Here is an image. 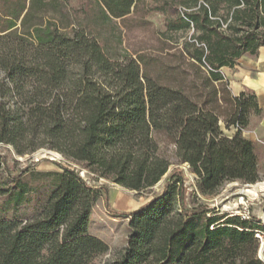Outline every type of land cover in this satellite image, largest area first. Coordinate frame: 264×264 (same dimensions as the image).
<instances>
[{"label":"trees","instance_id":"trees-1","mask_svg":"<svg viewBox=\"0 0 264 264\" xmlns=\"http://www.w3.org/2000/svg\"><path fill=\"white\" fill-rule=\"evenodd\" d=\"M73 1L81 0H0V144L20 157L55 152L94 181L130 191L165 177L163 191L128 214L126 245L110 255L89 231L107 187L54 162L59 171L38 174L55 183L37 213L0 220V264H263V226L198 204L162 147L188 166L201 196L227 182H261L243 132L262 109L253 93L233 96L220 69L264 47V0H153L149 11L166 16L168 45L155 76L144 54L110 56L77 16L90 4ZM92 1L103 23L147 3Z\"/></svg>","mask_w":264,"mask_h":264},{"label":"rangeland","instance_id":"rangeland-1","mask_svg":"<svg viewBox=\"0 0 264 264\" xmlns=\"http://www.w3.org/2000/svg\"><path fill=\"white\" fill-rule=\"evenodd\" d=\"M152 1L147 0L145 5L140 6L137 12H132L123 21L116 20L112 23H103L97 18L98 9L92 0H81L80 3L73 1V3L77 9H84L90 4L87 12L78 11L77 16L91 30L100 33L104 49L110 56H122L126 52L131 55L144 54L149 71L152 76H155L154 64L164 61L162 58L168 45L161 41L166 16L149 11ZM62 12H68L69 17L65 18V22L72 20L68 10L63 9ZM177 36L179 35H173V41L178 38ZM261 115L262 112L250 116L245 130L246 135L247 132L255 129ZM220 126L226 136L231 137L234 134L232 128L229 130L224 128L223 122H220ZM253 144L262 182L264 181V138L254 141ZM162 149L172 163L170 170L179 168L184 172L186 185L189 187L188 195L195 196L198 204L215 208V211L229 216H240L241 219L260 224L264 228V193L247 194L244 189L250 184L235 181L224 183L214 195L201 196L196 192L195 177L189 172L188 166L176 165L177 161L173 157L171 147L163 146ZM54 153L41 149L31 155L20 157L10 146L0 144V184L5 190L4 193H0V220L32 218L45 203L55 183L54 177L45 178L38 174L59 171L54 162H60L78 170L92 186L107 187L108 201L106 203L103 192H99L100 197L92 209L89 231L107 244L110 255L122 250L129 233L128 214L145 205L154 196L161 194L165 177L152 188L140 192L130 191L104 179L94 181L93 175L75 164L66 162L60 155L56 157L57 153ZM262 237L263 245L261 246L259 241L257 258L264 264V233Z\"/></svg>","mask_w":264,"mask_h":264},{"label":"crops","instance_id":"crops-1","mask_svg":"<svg viewBox=\"0 0 264 264\" xmlns=\"http://www.w3.org/2000/svg\"><path fill=\"white\" fill-rule=\"evenodd\" d=\"M221 74L228 82L233 96L243 92L253 93L262 115L253 131L243 132V136L254 142L264 138V47L259 48L256 56H243L234 69L221 68Z\"/></svg>","mask_w":264,"mask_h":264},{"label":"bare ground","instance_id":"bare-ground-1","mask_svg":"<svg viewBox=\"0 0 264 264\" xmlns=\"http://www.w3.org/2000/svg\"><path fill=\"white\" fill-rule=\"evenodd\" d=\"M55 155H56V157L58 156V154H55ZM244 192L247 194H251V195H255L256 193H264V181L258 182L254 185H247L246 188L244 189Z\"/></svg>","mask_w":264,"mask_h":264},{"label":"built area","instance_id":"built-area-1","mask_svg":"<svg viewBox=\"0 0 264 264\" xmlns=\"http://www.w3.org/2000/svg\"><path fill=\"white\" fill-rule=\"evenodd\" d=\"M80 175H81V177H83V174H80ZM262 236H263V234H259V233L256 234V238L261 242V246L263 245V237Z\"/></svg>","mask_w":264,"mask_h":264}]
</instances>
